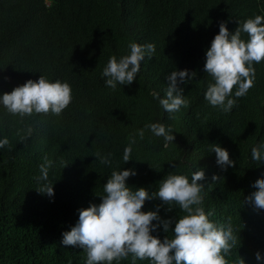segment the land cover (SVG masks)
<instances>
[{"label": "trees", "instance_id": "trees-1", "mask_svg": "<svg viewBox=\"0 0 264 264\" xmlns=\"http://www.w3.org/2000/svg\"><path fill=\"white\" fill-rule=\"evenodd\" d=\"M49 2L0 0V96L43 75L70 84L73 97L60 115L21 118L0 104V140H8L0 148V264H86V252L62 245V234L77 223L79 209L101 202L111 173L125 168L137 173L127 185L150 193L170 174L190 182L202 168L205 212L213 213L209 219L217 225L231 224L237 236L230 252L222 253L227 264H238L241 257L245 264H264L255 256L259 251L264 257V210L246 201L256 191L255 181L264 178V161L251 155L264 143V61L254 63V86L228 113L205 100L214 80L203 70L220 22L234 32L245 20L264 16V0ZM130 42L154 44L152 59L146 53L131 85L107 87L103 69L111 57L129 54ZM184 69L195 72L179 84L189 107L168 113L153 93L164 98L166 77ZM151 123L170 126L175 140L166 145L145 128ZM133 138L131 160L124 163ZM214 144L229 152L234 167L221 169L210 151ZM97 153L110 163H101ZM45 157L52 161L46 182L37 180ZM214 174L220 179L212 181ZM44 183L53 184V197L36 190ZM158 206L162 219L187 215L175 204L167 211L158 198L142 210ZM152 234L161 240L174 236L162 225ZM112 264H133L132 256Z\"/></svg>", "mask_w": 264, "mask_h": 264}, {"label": "clouds", "instance_id": "clouds-1", "mask_svg": "<svg viewBox=\"0 0 264 264\" xmlns=\"http://www.w3.org/2000/svg\"><path fill=\"white\" fill-rule=\"evenodd\" d=\"M49 4V0H45ZM241 33L248 36L247 41L241 38ZM130 53L117 59L111 57L102 71L107 87L115 89L119 85H131L137 78L141 62L147 53L152 59L155 52L154 44L140 45L130 42ZM264 61V16L257 15L239 24L234 32H230L225 21L219 24V32L206 50L204 72L214 80L210 83L205 100L225 113L236 105V98L243 97L254 86V63ZM195 72L189 74L187 69L175 70L166 77L168 87L164 98L153 93L162 108L168 113L178 112L181 107H189V101L183 97L180 83L191 80ZM235 88L234 96L233 90ZM72 89L67 82L49 81L40 75L38 80H27L15 87L11 92L0 96V104L12 115L21 118L34 114L60 115L72 101ZM156 137H163L165 144L175 140L171 127L162 123L145 125ZM140 139L144 138V129L138 132ZM133 138L123 154L124 163L129 162ZM8 144V140H0V148ZM264 143L254 146L251 150L252 159L264 161ZM216 154V163L222 170L235 166L229 152L218 144L210 149ZM96 157L101 163H110L107 157L99 153ZM40 165L41 175L38 181L48 180V171L52 161L47 157ZM66 165V164H65ZM64 165V166H65ZM151 167V165H150ZM192 174L191 181L182 174H170L164 179L158 192L150 193L145 187L132 188L127 185L129 177L135 176L134 168L113 171L104 184L105 195L101 196L99 204L92 203L87 208L79 209L77 223L62 234L61 244L83 249L87 254L86 264H112L129 254L133 264L137 259L150 260L151 264H227L225 255L236 245L237 236L233 234L231 224L217 225L209 219L213 213L205 212L202 195L205 172L202 168ZM220 179L213 175L212 181ZM256 191L252 192L246 201L257 210H264V178L254 183ZM49 197L54 196L53 184L44 183L36 189ZM158 198L162 205H167V211L172 205H178L187 213L176 219H162L159 207L152 211H143L146 201ZM156 221V223H153ZM174 228H171L172 224ZM162 225L163 231L174 233L172 239L167 236L161 240L152 233ZM223 253V254H222ZM256 260L264 259L257 251ZM238 264H245L243 257Z\"/></svg>", "mask_w": 264, "mask_h": 264}]
</instances>
